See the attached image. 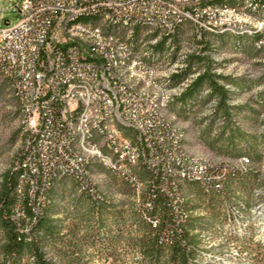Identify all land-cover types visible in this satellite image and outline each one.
<instances>
[{
  "label": "trees",
  "instance_id": "obj_1",
  "mask_svg": "<svg viewBox=\"0 0 264 264\" xmlns=\"http://www.w3.org/2000/svg\"><path fill=\"white\" fill-rule=\"evenodd\" d=\"M241 1L202 0L199 5L213 6L219 10H238L237 4ZM258 3L257 6L264 9V1L259 0ZM186 22L192 21L183 19L175 24L173 33L165 36L172 37L177 34ZM140 27L142 28L136 27L134 39L139 38H136V33L140 32ZM198 31L199 51L185 57L187 67L181 73L173 75L168 86H178L188 79L190 73L202 69L203 71L172 102L180 105V113L195 112L211 103L212 112L206 117V124L200 127L204 136H208V144L212 147L220 146L222 150L227 149L230 156L241 161L245 159L250 166L255 165L263 159L264 135H249L240 127L238 120L241 116L248 118L249 111L251 114L257 111L248 103L235 104L244 92L241 82L217 74L214 67L219 64H215L206 53H220L227 49V36H234L236 40L235 44L231 43V50L248 54L251 49L261 55L262 65L264 49L257 46L261 34L251 32L235 36L226 30L202 26H199ZM208 35L211 37H207ZM249 40L254 45L249 46ZM162 44L163 41L150 49L151 52L154 51L153 56ZM262 76L264 78V74ZM222 81L237 87H227ZM127 131H124L125 136ZM134 142L139 145L136 138ZM184 143L185 140L182 142L183 148ZM143 149L141 147L142 151ZM23 151L22 146L17 166L10 168L1 182L0 264H89L94 258L92 254L102 255L105 262L112 257L117 263L123 260L128 249L141 254L140 264H193L200 257L197 231L203 233L209 230L212 220L190 214L183 194L184 187L197 185L202 197L214 205L219 200L226 199L227 192L235 183L243 184L252 175L251 169H240L212 161L209 172L212 176L210 188L187 178L179 179L176 183L168 180L164 188L161 186L162 176L147 164L143 152L133 167L136 184L94 159L90 163V182L95 193L99 195L98 200L89 189H82L78 179L63 175L48 179L42 194L43 200L40 201L39 191L33 193L29 186L21 187V194L19 193L21 177L26 171L22 166ZM182 151L184 155L187 154L185 149ZM235 152L238 154L235 155ZM98 165L106 168L110 174L108 191L104 194L91 179V173ZM225 166L228 170H225ZM66 178L72 179L76 188L69 192V206L64 208L59 203L66 195L57 194ZM113 186L126 197L135 198V201L114 204L109 197V187ZM176 199H180L179 210L171 203ZM69 220L70 223H67ZM52 250L56 251L57 257L50 254ZM87 251L92 253L89 255ZM262 258L264 260V254Z\"/></svg>",
  "mask_w": 264,
  "mask_h": 264
},
{
  "label": "built area",
  "instance_id": "obj_2",
  "mask_svg": "<svg viewBox=\"0 0 264 264\" xmlns=\"http://www.w3.org/2000/svg\"><path fill=\"white\" fill-rule=\"evenodd\" d=\"M114 6L124 7L126 14L137 12L156 16L157 21H163L170 30L175 22L181 21L180 15L172 16L174 20L169 23L161 17L158 12L160 0H21L16 5L21 15L19 22L11 25L10 20L2 19L0 15V69H8L19 81L22 108L29 117V124L20 123L21 133L23 127H31L23 151L26 180L20 181V194L21 187L29 186L33 193L39 191L42 201L46 183L57 175V171L78 173L88 185L84 178V162L81 156L73 154L70 141L75 106L88 110L84 127L105 126L110 129L109 139L113 141L116 133L115 127L109 124V117L122 115L123 120L141 135L144 158L153 171L162 176V187H166L168 180L176 183L183 177L194 176L204 179L210 188L211 168H203L202 159L182 155L179 145L182 130L173 131L170 122L163 121V113H166L164 93L156 89V96L147 97L137 87L124 86L118 75H112V58L122 57L123 46L112 36L101 37L100 33L89 31V27L75 29L85 31V43H78L74 34L65 33L64 17L70 13L107 9V15H115ZM212 7H205L204 14ZM202 24L200 22V26ZM262 25L264 21L259 20L257 26ZM49 30H56V37H49ZM64 37H71L73 46L63 47ZM84 56H96V64H84ZM129 66L133 74L154 85L155 70H142L137 58ZM47 67H55V75H47ZM65 74H75V83L62 85ZM32 78L44 79V87H33ZM79 81L90 82L95 87L96 104H89L86 95L77 91ZM156 98H163V105H156ZM93 145L96 146L94 155L101 156V148L96 143ZM132 154L127 143L117 146L116 159H132ZM119 169L126 171V168ZM225 170H228L227 166ZM29 171H36V179H29ZM179 201H171L176 210H179Z\"/></svg>",
  "mask_w": 264,
  "mask_h": 264
},
{
  "label": "rangeland",
  "instance_id": "obj_3",
  "mask_svg": "<svg viewBox=\"0 0 264 264\" xmlns=\"http://www.w3.org/2000/svg\"><path fill=\"white\" fill-rule=\"evenodd\" d=\"M160 1L161 6L158 8V12L168 23L172 22L177 15H180L181 21L183 19L192 21L184 23L177 34L166 37L165 35L168 33L174 32L175 24H179L181 21L175 22L170 30L168 25H163V21H157L156 16H152V23L142 27L137 33L139 39L135 40V34H133L132 42L146 53L147 58L150 57L149 61L151 60V63L156 65L162 77L164 75L172 77V75L181 73L187 67L186 58L199 51L197 41L200 39L198 31L200 22L203 23L202 27L226 30L235 36L255 33L259 29H264V25L257 26L259 20L264 21V9L257 6L259 0H242L237 4L238 10L232 8L219 10L212 7V10L206 14L203 12L205 7L199 5L202 0ZM20 2L21 0H0L2 19L10 20L11 25L19 22L21 15L16 5ZM172 16L174 17L172 18ZM127 31L122 30L121 35L127 36ZM207 37L211 36L208 35ZM235 40L234 36H227V44H225L228 46L227 49L220 53L208 51L206 56L215 61V64H219L214 67L217 74L232 77L241 82L244 92L235 104L248 103L257 113H252V115L249 111L248 118L241 116L238 124L249 135L260 137L264 135V78L262 76L264 73L261 55L256 54L251 49L248 54L232 51L230 45L231 43L232 45L235 44ZM161 41H163L162 47L153 56L150 49L158 46ZM247 44L249 46L254 45L251 40L247 41ZM173 64L184 67L182 66L179 72L175 74L172 73ZM202 71L203 69L190 73L185 81L190 79L191 83ZM222 82L228 85L227 87H237ZM165 111L168 120L178 130H182L185 140L184 149L189 155L207 159L211 163L213 161L240 169L248 168L251 169L252 173L243 184L235 183L227 192L226 199L219 200L214 205L202 197L201 190L197 185L184 187L183 194L190 214L194 217H209L212 220V227L209 230L203 233L197 231L200 257L193 264H264L262 258L264 254V154L262 160L250 166L245 161L230 156L227 149L223 148L222 150L220 146L212 147L209 145L208 136H204L200 127L206 124V117L212 112L211 103L202 109L195 110V112L180 113V105L170 102ZM131 131L133 130L127 131L128 137H126L133 142L136 138L138 142V134L136 131ZM21 147L22 134L17 100L7 83L0 78V187L3 175L10 168L17 166ZM262 149L264 150V146ZM236 153L238 154L235 152V155ZM91 179L101 193H107L110 174L106 168L98 165L93 169ZM75 188L76 184L70 178H66L64 185L58 188L59 194L57 195L60 196L61 193L66 195L59 203L62 207L67 208L69 206V192ZM109 195L114 204H118L120 201L125 203L135 201V198H128L120 193L115 186L109 187ZM67 223H70V220ZM127 252L123 260L117 263L112 257L105 262L102 255L92 254L94 258L89 264H140L139 261L142 258L140 253L130 249ZM87 253L90 255L92 252L87 251ZM50 254L57 257L54 250Z\"/></svg>",
  "mask_w": 264,
  "mask_h": 264
},
{
  "label": "bare ground",
  "instance_id": "obj_4",
  "mask_svg": "<svg viewBox=\"0 0 264 264\" xmlns=\"http://www.w3.org/2000/svg\"><path fill=\"white\" fill-rule=\"evenodd\" d=\"M32 2H39V0H32ZM114 13L115 15H107V9L78 10L75 13H70L68 16L64 17L65 33L74 34V39H76L78 43H85V31L75 29L85 27H89V31L100 33L101 37H114V40L119 42V44L123 46L125 51L122 52V57L112 58V75H118V79L121 80L124 86L137 87L138 91H140V93L146 95L147 97L156 96V89H159V91H162L164 93L165 109L167 105L173 101L175 96L180 95L182 92H184V90L190 84V79L186 80L175 88L169 87L168 84L171 76L164 75V77H162V75L159 74L156 65L152 64L151 60L149 61L150 57L147 58L146 53L136 47V44L132 42V37L133 34H135L136 27L149 26L153 20L152 16H144L137 12H130L129 14H126V10L122 6H114ZM122 30H128L127 36L121 35ZM255 33L261 34V38L258 41L257 46L264 49V29H259L258 31H255ZM49 37H56V30H49ZM71 46H73V39H71V37H64L63 47ZM135 58L138 59V65L142 70H155L154 85L147 84L146 78H140V76L132 73L129 64H134ZM84 64H96V56H84ZM182 66L183 65L173 64L172 73H178ZM262 71L264 73V59L262 60ZM47 75H55V67H47ZM0 78L7 83L17 100L20 123L29 124L28 113H26L25 109L22 108L23 99L21 98V96H19V81L16 80L14 75L9 74L8 69H0ZM74 83L75 74H65L63 76L62 85H70ZM32 86L44 87V79L32 78ZM77 91L86 95V99H89V104H96L98 102V93L95 87H93L90 82H77ZM156 105H163V98H156ZM86 117H88V110H85V107H74L72 114V128L74 129L71 130L70 141H72L73 154L75 156H81L82 161L84 162V178L87 180L88 185L85 184V181H83L82 178H79L78 173H66L65 171H57V175L54 176L69 175L75 177L80 181L82 189H89L94 198L98 200L99 195L95 193L94 189L92 188L93 184L90 182L89 169L91 161L95 159L100 163L106 165L111 170L115 171L118 175L134 182L136 178L133 173V167L138 163L144 151L141 150V135L137 133L136 130H133V127H130V123L123 120L122 115H114L109 117V124L115 127V141L109 139L110 129L105 126L86 125V127H84ZM163 121L170 122L165 113H163ZM170 127L171 129H173V131H180L171 122ZM127 130L136 131V133L138 134L139 145L125 136L124 131ZM26 134H31V127H23L22 146L24 147V150H26L27 146ZM183 140L184 136L182 133L179 138L181 153L183 152L182 149H184L182 147ZM124 142L127 143L128 147L132 148V159H130L129 157L116 159L117 146H124ZM95 143L99 148H101V156L94 155L96 154V146L93 145ZM182 155L184 154L182 153ZM186 155L191 156L188 153ZM191 158L195 157L191 156ZM201 159L203 168H210L212 163L207 159ZM149 166L151 167L150 164ZM119 168H126V171H123V169ZM183 178L195 180L197 182H201L204 186L206 185V183H204V179H197V177L194 176H187ZM21 179L22 181L26 180V171L22 175ZM29 179H36V171H29Z\"/></svg>",
  "mask_w": 264,
  "mask_h": 264
}]
</instances>
